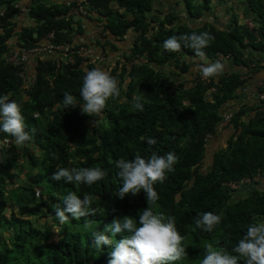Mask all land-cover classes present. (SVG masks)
Instances as JSON below:
<instances>
[{"label":"trees","instance_id":"obj_1","mask_svg":"<svg viewBox=\"0 0 264 264\" xmlns=\"http://www.w3.org/2000/svg\"><path fill=\"white\" fill-rule=\"evenodd\" d=\"M13 1L0 0V6L6 7V20ZM86 1L87 17H96L102 34L96 39L99 52L108 45L114 55L116 43H126L128 49L126 58H117L111 67L107 66L119 82L120 97L110 99L99 117H89L78 108L84 103L80 96L83 77L97 68L87 59L77 56L72 65L39 60L34 68V83L27 89L16 75L20 66L2 59L8 40L15 38L18 47L29 49L47 43L43 38L51 31V43L80 46L77 38L82 35V25L67 14V8L48 0H31L28 15L32 25L17 28L15 22H0V96L7 94L21 105L26 131L33 136L28 143L38 152L35 158L26 151V145H13L0 152V264H108L112 249L102 246L95 250L93 238L83 225L87 220L94 229L104 231L115 218L128 215L139 221V213L148 207L146 195L141 192L118 197L121 182L117 162L133 159L137 153L147 159L153 152H175L179 156L175 171L168 173L163 184L154 185L159 196L156 210L172 216L186 237L188 258L179 264H201L207 243L231 253L248 226L264 220V189H257V183H252L234 199L238 190L230 191L226 186L256 176L264 181V101L239 100L248 85L245 77L259 67L258 62L245 57V52L264 54V0H243L249 12L246 17L254 24L252 30L237 23L232 15L226 28L207 22L203 17L210 11L211 0H180L185 20L173 11L154 14L153 0ZM205 31L215 37L204 49L207 60L226 56L232 66L245 73H223L208 78L206 83H201L197 75L187 83L180 81L189 70V60L199 58L190 48L169 53L163 49V42L173 35ZM102 63L107 64L106 58ZM166 64L174 68L169 75L160 71ZM214 82L218 85L213 94H208ZM254 87L255 93L264 90V85ZM65 92L76 97L77 108H64ZM134 96L141 97L143 111L133 108ZM229 103L236 104L230 120L231 132L224 146L210 154L206 170L201 173L204 137L215 133L221 109ZM3 136L7 134L0 131ZM150 138L156 140L154 145L147 143ZM25 151L30 166L38 171L28 176L26 186L14 187L15 170ZM72 167H100L106 176L91 187L52 179L58 168ZM6 180L13 186L8 190ZM68 193L81 198L91 195L96 214L81 220L69 219L65 224L59 222L60 235L52 241L49 232L42 235L25 216L38 213L34 203L43 195L52 197L57 204ZM46 210L47 217L59 221L53 207ZM207 211L222 217L211 233L194 224ZM105 234L116 241L129 235L126 231L114 237L110 232Z\"/></svg>","mask_w":264,"mask_h":264},{"label":"clouds","instance_id":"obj_2","mask_svg":"<svg viewBox=\"0 0 264 264\" xmlns=\"http://www.w3.org/2000/svg\"><path fill=\"white\" fill-rule=\"evenodd\" d=\"M214 40L215 37L207 31L173 35L163 42V49L169 53L180 52L182 47L192 49L195 56L204 61L197 66L203 78H217L224 73V65L219 61L208 62L204 51ZM80 96L84 101L83 105L78 107L82 114L99 117L110 99L116 100L120 97L119 82L108 71L99 67L93 68L83 77ZM133 102L136 111L144 110L141 97L134 96ZM77 104L75 96L64 93L65 109L77 108ZM0 131L13 137L18 147L26 145L33 138L32 134L26 131L21 105L11 100L7 94L0 96ZM34 132L35 129H32V133ZM147 143L154 145L156 140L150 138ZM178 162L179 156L175 152L164 155L153 152L147 159L137 153L133 159H121L117 162V177L121 182L117 191L118 197L123 199L125 196H136L143 192L148 207L139 213L138 222L134 217L126 215L113 219L104 231L94 229L92 222L85 221L83 228L93 238L94 249L99 251L102 246L112 249L108 264H179L188 258L186 237L177 229L175 219L156 210L159 208V196L154 185L163 184L168 173L175 171ZM105 176L106 172L100 167H72L58 168L52 174V179H63L68 184L91 187L103 181ZM92 205L91 195L81 198L75 193H68L61 203L52 207L55 217L61 224H65L69 219L81 220L94 216L96 213ZM221 219V215L211 211L203 212L195 219V228L211 233L221 223ZM123 231L129 235L119 241L105 234L110 232L114 237ZM201 264H264V221L249 225L246 234L232 248L231 253L213 243L205 244Z\"/></svg>","mask_w":264,"mask_h":264},{"label":"built area","instance_id":"obj_3","mask_svg":"<svg viewBox=\"0 0 264 264\" xmlns=\"http://www.w3.org/2000/svg\"><path fill=\"white\" fill-rule=\"evenodd\" d=\"M51 4H56L61 6L62 8H67V14L75 15L79 18L85 19L87 18L88 14V4L86 0H48ZM31 0H15L10 4L11 13L8 16L7 20L5 19V12L6 7L0 6V22L4 21H11L15 22L16 19L20 15H24L28 18L31 22L29 25H32L33 22L31 18H29V5ZM242 24L247 27L248 30H252L254 27L253 22L248 19L244 18ZM28 25H23L22 27H26ZM92 35L101 36L99 28L96 26L91 30ZM90 34V35H91ZM254 36H256L254 34ZM53 38V32H49L43 38L47 43H39L35 46L26 49L23 47H18L16 45L15 38L8 40L6 44V50L3 54V61L4 63H10L13 65L20 66V70L17 72V76L20 78L23 84V88L27 89L28 87L32 86L35 79L34 68L39 60L49 59L51 62L61 63V64H73L74 58L79 56L83 59H87L93 65H98L102 63L105 59L104 53H100L95 50L93 46L90 44L81 43L80 46L76 48L71 47L69 45H55L50 42ZM80 42V41H79ZM217 60H228V57L217 55ZM197 78L201 83L208 82V79L203 78L202 74H197ZM218 85L216 82L213 83V86L209 87L207 90L208 94H213L215 91V86ZM247 97H251L258 101H264V90L262 92H256L253 94L245 93ZM221 119L218 123V126L215 130V133L210 135H206L204 137V149L207 148L208 141L217 133H220L224 129L231 130L230 120L236 111V107H232L229 104H225L222 107ZM13 145H16L14 142V138L7 135L0 137V152L6 151L10 149ZM208 164L207 160H204V166L200 168V172L204 173L206 170V166ZM263 180L260 179L258 176L254 177L253 179H242L239 182H232L227 184L226 186L230 191H236L242 186H249L250 184L262 182Z\"/></svg>","mask_w":264,"mask_h":264},{"label":"crops","instance_id":"obj_4","mask_svg":"<svg viewBox=\"0 0 264 264\" xmlns=\"http://www.w3.org/2000/svg\"><path fill=\"white\" fill-rule=\"evenodd\" d=\"M56 1L57 0H55L54 2L56 3ZM182 9H183L182 3L180 0H153V10H154V14L156 15L162 12L173 11L177 13L178 16L183 17L185 20L186 16L184 14V11H182ZM231 15L235 17L237 23H242L244 18H248L246 16L249 15V12L247 10V7L243 4V0H211L210 11L204 15L203 19H205L207 22L214 24L219 28H226L229 26V24L227 23L229 22V18ZM74 17H77L78 22H80L82 25L81 26L82 35L77 38V41H80L79 43L90 44L91 46H93L92 43H96V39L97 37H99L98 35L91 34V30L98 25L96 22V17L93 15L85 19L79 18L78 16L75 15ZM30 23L31 22L24 15H20L15 21V25L17 28H21L23 25H29ZM12 42H15V40H13ZM115 55L116 53H114V55L112 53L110 54L111 57H115ZM245 57L252 58L256 62H258L257 64L260 67V68L258 67L257 71H254L251 75L245 77L246 80L248 81V85L246 86V89L239 100L240 102L248 103L249 101H252L253 98L247 97L245 93L253 94L255 93L253 91V89L255 88L254 86L264 85V54H256L253 52L246 51ZM109 61H110V57L106 58V63H109ZM207 61L216 62L219 60L215 59L214 61H209V60ZM189 62H190L189 70L184 76L179 78L180 81L181 80L188 81L192 78V76L199 74L200 72L198 71L197 66L201 63H204V61H200V59L197 58L189 60ZM219 62L224 65V69H225L224 73H230L232 71L240 72V70L244 72V69H241L238 66L237 67L232 66V63L230 62L229 59L220 60ZM170 65L171 64H166L165 66L162 67L161 70H164ZM229 105L234 108L236 106V104L234 103L231 104L229 103ZM230 132H231L230 130L224 129L220 133L215 134L208 141L207 148L205 150L204 160L209 161L210 154L216 149L224 146V142L226 141Z\"/></svg>","mask_w":264,"mask_h":264},{"label":"rangeland","instance_id":"obj_5","mask_svg":"<svg viewBox=\"0 0 264 264\" xmlns=\"http://www.w3.org/2000/svg\"><path fill=\"white\" fill-rule=\"evenodd\" d=\"M182 11H184V9H182ZM72 17L74 20H77V17H74V16H72ZM227 24H229V22ZM99 42H100V44L102 43L101 41H99ZM116 44L117 45L115 47V50L116 49L117 50L115 52L116 53L115 57L110 56L111 53L113 54V50L110 46H108V45L103 46L104 47V49H103L104 57L105 58L110 57V61L106 65L103 63L95 65L96 67H99V68L107 71V68H108L107 66L111 67L113 65V62H115V60L117 58L119 60H121V58L127 57L128 49H127V47H125L126 43H124V44L116 43ZM92 45L96 50L99 51V48L97 47V43H92ZM161 69L162 68L160 67V71L165 75H169L171 72L174 71L173 65L168 66L164 70H161ZM184 81H185L184 83H187L186 80H184ZM22 114L24 116L25 112L22 111ZM89 123H90V121H88V126H89ZM40 124H43V123H40ZM26 146H28L25 148L26 151L28 153H30L31 155L34 154L33 156H35V158H38V152L31 149V147H33V146H31L30 143L26 144ZM26 151L24 152L25 154L20 157V159H19L20 161L17 165V169L15 170L16 178H15V183L13 185L14 187L16 185L26 186L29 183L28 176H34V174L38 171L36 168H32L30 166L29 159L27 158L28 154ZM5 185H6V187H5L6 190L13 187V186H11V187L9 186V183L7 180H6ZM254 186L257 189L263 190L264 189V181L258 182L257 184H254ZM248 188H249L248 186H242L241 188L238 189L237 192H235L233 194L232 198L235 199L234 195L239 196L242 192H244ZM37 190H39V192H41V188H39ZM56 196H58V195H56ZM59 197H60V195H59ZM55 204H56V202L53 201L52 197H50L48 195H46V196L43 195L40 200L36 199V201L34 203L36 211L38 213L36 215H33V216H25V219L29 220L31 222L32 226L35 229L39 230L42 235H45V232H49L50 233V240H52V241H55L57 239V237H59V235H60L59 228L61 227V225H60L59 221H55V220L51 219L50 217H47L48 213H47L46 208L52 207ZM13 210H15L14 207H13ZM9 211H10V209L6 210V216H8L7 212H9ZM0 237H1V235H0ZM3 237H4V235H2V238Z\"/></svg>","mask_w":264,"mask_h":264}]
</instances>
